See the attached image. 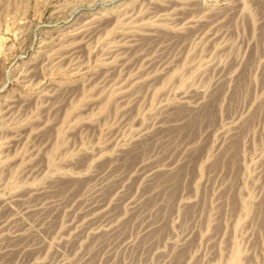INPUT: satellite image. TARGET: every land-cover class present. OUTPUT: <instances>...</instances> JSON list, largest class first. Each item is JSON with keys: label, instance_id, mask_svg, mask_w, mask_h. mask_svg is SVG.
<instances>
[{"label": "rangeland", "instance_id": "rangeland-1", "mask_svg": "<svg viewBox=\"0 0 264 264\" xmlns=\"http://www.w3.org/2000/svg\"><path fill=\"white\" fill-rule=\"evenodd\" d=\"M0 264H264V0H0Z\"/></svg>", "mask_w": 264, "mask_h": 264}]
</instances>
